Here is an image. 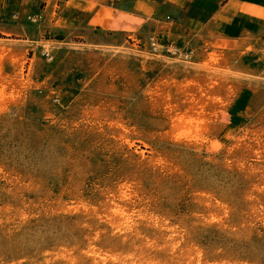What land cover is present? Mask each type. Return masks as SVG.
<instances>
[{"label":"rangeland","instance_id":"rangeland-1","mask_svg":"<svg viewBox=\"0 0 264 264\" xmlns=\"http://www.w3.org/2000/svg\"><path fill=\"white\" fill-rule=\"evenodd\" d=\"M211 1L0 0V264H264V8Z\"/></svg>","mask_w":264,"mask_h":264},{"label":"crops","instance_id":"crops-1","mask_svg":"<svg viewBox=\"0 0 264 264\" xmlns=\"http://www.w3.org/2000/svg\"><path fill=\"white\" fill-rule=\"evenodd\" d=\"M174 1V2H173ZM186 0H167L165 4H168L167 6L169 9H172V6L175 9H179L183 4H185ZM211 1V0H210ZM172 2L174 4H172ZM212 2V1H211ZM239 5L243 7L250 8L245 9L244 15H248V17L252 19H256L258 17L256 15L257 11L261 10V8H264V0H238ZM213 4V2H212ZM85 7V4H82ZM241 9V8H240ZM258 9V10H257ZM114 13L112 8L110 6H107L103 3L96 5L94 8L90 9L89 11H86L82 14L76 15L68 14L64 18V24L63 28L64 30H76L79 28H98L102 31H108V32H118V30L122 29L114 27L113 21L114 17L111 16V14ZM117 15V12L115 13ZM146 18L145 16H143ZM250 20V19H249Z\"/></svg>","mask_w":264,"mask_h":264},{"label":"built area","instance_id":"built-area-1","mask_svg":"<svg viewBox=\"0 0 264 264\" xmlns=\"http://www.w3.org/2000/svg\"><path fill=\"white\" fill-rule=\"evenodd\" d=\"M149 51L153 55L167 54L170 56L188 57L192 52L186 49V46L171 40H163L157 34H151L148 37Z\"/></svg>","mask_w":264,"mask_h":264},{"label":"bare ground","instance_id":"bare-ground-1","mask_svg":"<svg viewBox=\"0 0 264 264\" xmlns=\"http://www.w3.org/2000/svg\"><path fill=\"white\" fill-rule=\"evenodd\" d=\"M215 54V53H214Z\"/></svg>","mask_w":264,"mask_h":264}]
</instances>
